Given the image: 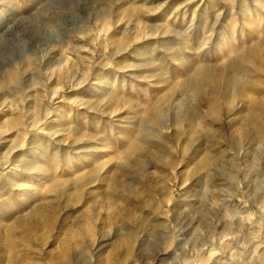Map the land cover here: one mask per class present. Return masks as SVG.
Instances as JSON below:
<instances>
[{"label": "rangeland", "instance_id": "obj_1", "mask_svg": "<svg viewBox=\"0 0 264 264\" xmlns=\"http://www.w3.org/2000/svg\"><path fill=\"white\" fill-rule=\"evenodd\" d=\"M262 121L264 0H0V264H264Z\"/></svg>", "mask_w": 264, "mask_h": 264}, {"label": "bare ground", "instance_id": "obj_2", "mask_svg": "<svg viewBox=\"0 0 264 264\" xmlns=\"http://www.w3.org/2000/svg\"><path fill=\"white\" fill-rule=\"evenodd\" d=\"M239 74L237 73V72H235V71H232V74L230 73V76H232V78H233V80H232V82H231V84L229 85L230 87H232V86H239V84H240V80H239V76H238ZM197 108L195 107V108H186L184 111H183V116L185 117V118H189L190 116H191V114H194V115H196L197 116V118H201V116L200 115H198V112H197ZM259 125L261 126V127H264V122L262 121V122H259ZM240 141H241V137H237L235 140H234V143H235V145L236 146H239L240 145ZM215 144V143H214Z\"/></svg>", "mask_w": 264, "mask_h": 264}]
</instances>
